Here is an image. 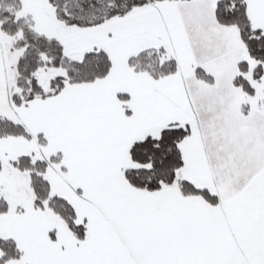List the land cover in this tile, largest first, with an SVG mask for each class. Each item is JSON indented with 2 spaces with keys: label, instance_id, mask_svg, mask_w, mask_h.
Segmentation results:
<instances>
[{
  "label": "snow or ice",
  "instance_id": "obj_1",
  "mask_svg": "<svg viewBox=\"0 0 264 264\" xmlns=\"http://www.w3.org/2000/svg\"><path fill=\"white\" fill-rule=\"evenodd\" d=\"M0 264H264V0H0Z\"/></svg>",
  "mask_w": 264,
  "mask_h": 264
}]
</instances>
